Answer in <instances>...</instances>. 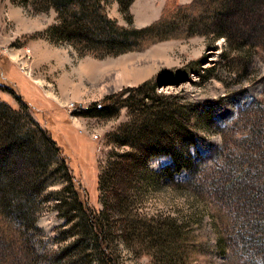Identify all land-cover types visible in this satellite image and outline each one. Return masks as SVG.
Here are the masks:
<instances>
[{
  "label": "rangeland",
  "instance_id": "rangeland-1",
  "mask_svg": "<svg viewBox=\"0 0 264 264\" xmlns=\"http://www.w3.org/2000/svg\"><path fill=\"white\" fill-rule=\"evenodd\" d=\"M190 1L132 0L129 12L133 24L142 26L157 19L164 6ZM105 4L109 17L127 25L118 0H105ZM55 20L53 8L34 11L29 4L0 0V82L9 86L0 88V97L17 106L19 93L41 108L38 113L25 110L57 137L69 172L81 186L85 210L94 212L93 219L101 217L105 239H97L78 196L66 187L68 177L58 168L37 196L33 225L17 221L12 243L2 231L7 225L3 226L0 256L24 255L26 264H250L234 250L228 230L220 227L209 199L204 198L205 188L210 196L213 179L198 178L220 168L225 150L218 147L224 138L235 142L244 133L235 126L242 110L254 103L264 107L263 51L251 54L245 65L243 51L233 52L224 37L194 33L118 55H80L69 42H54L44 35ZM48 66H53L52 71L46 70ZM26 74L39 84L36 89L28 85ZM154 76L161 79L156 93L176 92L182 100L200 101L208 108L205 122L199 121L203 127L185 148L192 158L201 159V176L180 169L170 177L161 170L169 163L168 155L145 158L116 141L143 113L136 100L132 108L122 106L114 115L76 112L108 93ZM165 78L175 80L162 82ZM42 90L54 98L45 97ZM25 114L19 111L15 120L31 127ZM131 151L136 155L127 154ZM223 208L228 210L226 204ZM218 234L223 241L216 246ZM193 241L198 250L194 253ZM219 246V252L213 251Z\"/></svg>",
  "mask_w": 264,
  "mask_h": 264
},
{
  "label": "trees",
  "instance_id": "trees-1",
  "mask_svg": "<svg viewBox=\"0 0 264 264\" xmlns=\"http://www.w3.org/2000/svg\"><path fill=\"white\" fill-rule=\"evenodd\" d=\"M11 1L29 4L34 11L53 8L56 20L46 26L44 35L54 42H69L80 55H118L143 49L158 40L194 33H211L214 39L224 37L233 52L243 51L240 56L246 57L245 65L251 54L259 49L264 53V0L172 2L163 7L157 19L142 26L133 24L129 12L132 0H118L127 25L108 16L105 0ZM158 80L161 81L159 76H154L120 88L89 107L80 106L76 112L114 115L122 106L132 108L131 102L136 100L143 113L116 141L132 146L145 158L168 155L169 163L161 170L170 177L180 169L188 170L190 176L194 172L201 176V159L192 158L185 148L194 141L197 129L203 127L199 121L205 122L203 117L206 119L204 114L208 108L200 101L182 100L176 92L156 93ZM167 80L175 79L165 78L162 82ZM3 87L9 86L0 82V88ZM126 90L129 92L123 95ZM11 91L14 93L13 88ZM16 95L17 106L0 97V231L7 225L2 231L6 232L10 243L16 238L17 221H29L33 225L38 209L37 196L51 182L58 168L68 177L69 186L66 187H72L79 206L85 210L86 205L79 197L83 193L81 186L69 172L68 158L57 143V137L25 110L28 107L38 113V108L32 107L21 94ZM21 110L26 113L31 127H23L15 120ZM238 116L235 126L242 128L244 133L235 142L228 136L223 139V145L218 147L225 150L220 168H213L210 174L198 180L204 178L207 182L208 176L213 179L215 184L209 190L210 198L208 188H205L204 198L209 199L212 215L220 227L228 230L227 238L234 250H238L237 254L243 255L250 264H264V107L254 103ZM127 154L136 155L133 151ZM54 162L56 166H52ZM223 204L228 206L227 211ZM86 212L97 239H105L101 234V217L93 219L94 212ZM166 231L167 228L163 229L162 234ZM221 241L223 235L214 237V245H220ZM196 246L193 241L191 252L198 251ZM221 249L219 246L213 251ZM4 255L0 256V264L27 262L24 255L18 259L11 254Z\"/></svg>",
  "mask_w": 264,
  "mask_h": 264
},
{
  "label": "crops",
  "instance_id": "crops-1",
  "mask_svg": "<svg viewBox=\"0 0 264 264\" xmlns=\"http://www.w3.org/2000/svg\"><path fill=\"white\" fill-rule=\"evenodd\" d=\"M34 49H37V48H34ZM123 53H125V52H123ZM122 54V53H121ZM52 68H53V66H48V67H46V70L48 71V72H50V71H52ZM27 75V74H26ZM27 77H28V79H29V82H28V85L30 86V87H32V86H34L35 87V89H36V85H39V84H37V83H32V78L31 77H29L28 75H27ZM27 79V78H26ZM27 79V80H28ZM39 79H42V76H39ZM11 82H13L12 80H11ZM14 83V82H13ZM17 83V82H16ZM40 92H41V90H40ZM42 93H43V95L45 96V97H53L54 98V96H53V94L52 93H50L49 91H46V92H44L43 90H42ZM50 95V96H48V95ZM26 96V95H25ZM24 96V97H25ZM26 98V97H25ZM27 99V98H26ZM29 100V99H28ZM30 101V100H29ZM31 104H32V107H35V108H38V109H41L40 107H36L32 102H31Z\"/></svg>",
  "mask_w": 264,
  "mask_h": 264
},
{
  "label": "built area",
  "instance_id": "built-area-1",
  "mask_svg": "<svg viewBox=\"0 0 264 264\" xmlns=\"http://www.w3.org/2000/svg\"><path fill=\"white\" fill-rule=\"evenodd\" d=\"M27 52H28V55H29V49L27 48V50H26Z\"/></svg>",
  "mask_w": 264,
  "mask_h": 264
}]
</instances>
